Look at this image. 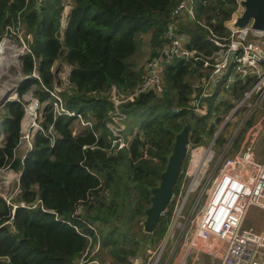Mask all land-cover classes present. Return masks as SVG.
<instances>
[{"label": "trees", "instance_id": "16d2710c", "mask_svg": "<svg viewBox=\"0 0 264 264\" xmlns=\"http://www.w3.org/2000/svg\"><path fill=\"white\" fill-rule=\"evenodd\" d=\"M177 1L70 0L62 28L65 0H0V38L22 32L28 49L19 60L24 78L15 90L19 101L8 100L1 107L0 170L20 176L16 197L10 202L0 197V264H78L86 252L85 264H106V256L114 264H131L129 258L163 239L174 203L167 205L153 233H144L151 189L158 186L175 137L186 124L191 125L192 144L212 136L207 117L184 109L192 85L209 71L195 62L174 60L164 69L161 95L144 92L121 104L128 119L126 148L112 147L106 124L114 110L112 88L128 95L143 78L126 61L142 46L143 35H149V59L158 54L168 41ZM237 5V0H194L195 20L178 17V33L186 36L189 49L210 55L216 47L207 40L208 31L224 37ZM56 62L70 70L68 86L58 94L62 107L92 124L76 136L74 118L53 119L51 92L60 85L53 71ZM32 87L38 110L46 104L43 132L35 135L29 152H22V98ZM208 104L215 114L232 107L230 100L213 107L212 98ZM50 126L56 136L52 146ZM179 183L180 177L173 194ZM96 244L99 251L91 255Z\"/></svg>", "mask_w": 264, "mask_h": 264}, {"label": "built area", "instance_id": "2783aa9c", "mask_svg": "<svg viewBox=\"0 0 264 264\" xmlns=\"http://www.w3.org/2000/svg\"><path fill=\"white\" fill-rule=\"evenodd\" d=\"M42 1L38 0V3ZM193 2L194 0L177 1L171 12L174 22L168 25L166 31L168 41L155 57L146 61L143 78L133 93L121 95L112 88L109 97L114 110L106 128L111 135L112 147L119 151L127 147V140L123 136L126 116L119 110L121 104L133 102L144 92L161 95L164 91V69L174 60L195 62L200 65V69L209 71L192 85L184 109L197 117L210 119L209 128H212L213 134L210 139L202 137V142L206 145L192 144L190 141L187 145L186 155L189 159L179 175L178 191L171 199L175 203L162 241L152 250L146 248L144 263L138 256L129 261L131 264H188V261L189 264H198L201 254H205L217 264H264V227L256 232L244 226L245 217L251 207L264 212V120L252 122L255 112L264 103V32L252 30L250 24L242 29L232 28L235 17L241 13L239 8L242 10L240 0H237L235 12L225 23V36L216 37L212 31H208L207 40L216 50L210 55H204L189 49L188 39L178 33L176 22L178 17L188 21L195 20ZM69 11L68 7V11L63 13L62 28L66 27ZM19 35L23 48L8 61L11 63L8 67L16 62L20 64V57L28 52L22 32H18L17 36ZM10 37L11 35L5 34L0 38V58L4 60L2 54ZM25 38L31 41L30 35ZM5 62L7 60L2 63ZM69 71L68 68L60 85L53 86V119L63 115L74 118L71 129L72 135L76 136L74 122H79L84 131L91 129L92 124L79 114L65 111L61 105L58 94L68 86ZM33 76L37 78L35 73ZM237 88H242V91ZM239 91L240 97L234 99ZM217 97H220L219 101L232 100V107L224 114L216 115L209 109L208 101ZM7 100L19 101L15 92ZM25 103L29 105L25 106L21 121L18 148L22 152H29L35 138L32 124L38 132L43 130L40 124L35 123L37 101L31 98ZM26 117L29 127L27 131H23L22 123ZM245 133L241 152L228 155ZM0 135L3 136L2 133ZM47 136L52 146L56 136L51 126ZM217 152L220 154L219 158L216 157ZM4 170L8 169L0 172ZM19 176L20 174L17 176L18 180ZM166 211L167 208L162 217ZM98 251L99 244H96L91 255ZM87 253L78 264H85Z\"/></svg>", "mask_w": 264, "mask_h": 264}, {"label": "rangeland", "instance_id": "374dc122", "mask_svg": "<svg viewBox=\"0 0 264 264\" xmlns=\"http://www.w3.org/2000/svg\"><path fill=\"white\" fill-rule=\"evenodd\" d=\"M69 2H70V0H65L64 12L68 11L67 6H68ZM239 9H240V11H242L241 8H239ZM10 35H11L10 41L8 42V44H6L7 46L4 48V52L2 54V57L5 58V60L3 59V61L7 60V65H5V63L1 64L2 65V73H0V94H1L0 100L4 96H5V98L10 99L13 96L15 90L17 89V85L23 79L20 68L18 67L19 62L18 63L16 62L15 65H11L12 67L11 66L8 67V65L11 64L9 62L13 59V57L15 55L18 54L19 50L23 48L22 45H20V43H21L20 35L19 36H15L13 34H10ZM148 39H149V35H143L142 36V41H143L142 46L140 48H137V51L135 52V54L126 61L127 64H133L134 69L136 71H140L141 73L143 72L146 61L149 59V52L150 51H149ZM59 66H60V70H61L60 73H62V74H57V72H58L57 70H58ZM53 71L55 72L54 74H55L57 80H59V82H61L62 81L61 78H63L66 75V73L68 71V67L59 64V62H56L55 65L53 66ZM33 90H34V87L29 89V91L23 96V98H22L23 102H27L31 98H33L32 97V93L34 92ZM218 103H219V101L216 100L215 106H217ZM2 104H3V101L2 102L0 101V123H1V115H2V109H1ZM28 105L29 104H27L26 106H28ZM44 106H45V104L41 107V109L36 111V121H35L36 125H39L42 121V118L44 115V111H43ZM263 115H264V103H262L260 105V107L257 109V111L255 112L252 122L264 120V118H262ZM212 116H214V115H212ZM127 122H128V119L125 120V122H124L125 126L127 125ZM32 125L34 126L33 132L36 135V133L38 132V129L36 128V126L34 124H32ZM73 125H74L73 129H77V131L82 129L79 122H77V123L74 122ZM209 125H210V123H209ZM262 125L264 128V121H263ZM0 134H1V130H0ZM212 134H213V132H212ZM245 136H246V133L244 134L243 138L240 139L239 144H236L234 146V148L232 149V152L229 153L228 155H234L236 153L241 152V145L245 139ZM207 137H208V139L211 138V136H209V135ZM0 139L2 140L3 136L1 137V135H0ZM1 140H0V144L2 142ZM201 145H206V144L204 142H202ZM257 150H259V149H257ZM219 152H220V150H219ZM219 152H217V155H216L217 158L220 157ZM186 157H185V160H186V162H188L189 156L186 155ZM17 176H18V174H15V172L10 170V169L0 172V197L4 198L6 201L10 202L16 197V191H17V185H18ZM173 203H175V200L173 201ZM244 226H245V228H250L256 232L261 231L264 227V212L259 210L256 207H251L250 210L248 211L246 217H245ZM156 246H158V245H156ZM156 246H153L150 249L152 250ZM103 256L104 255H102V257ZM139 258H141V260L144 263L145 262V252L143 254H141L139 256ZM104 260H105L106 264H114L113 261L108 256L104 257ZM129 260H130V258H129ZM189 263H190V261H188V264ZM198 264H217V263L212 262L211 259L207 255L201 254L199 261H198Z\"/></svg>", "mask_w": 264, "mask_h": 264}, {"label": "water", "instance_id": "95a60500", "mask_svg": "<svg viewBox=\"0 0 264 264\" xmlns=\"http://www.w3.org/2000/svg\"><path fill=\"white\" fill-rule=\"evenodd\" d=\"M240 5L242 11L235 17L231 25L232 28L242 29L250 24L252 30L264 32V0H240ZM0 101H3L4 104L8 100L4 96ZM190 132L191 125L186 124L182 131L176 135L172 152L164 171L160 175V182L157 187L151 189L150 206L145 211L146 218L143 223L144 233L146 234L153 233L167 205L171 202L173 188L179 178L182 163L186 157Z\"/></svg>", "mask_w": 264, "mask_h": 264}, {"label": "bare ground", "instance_id": "6f19581e", "mask_svg": "<svg viewBox=\"0 0 264 264\" xmlns=\"http://www.w3.org/2000/svg\"><path fill=\"white\" fill-rule=\"evenodd\" d=\"M12 47V46H11ZM2 48H0V52H1ZM1 54V53H0ZM12 58V57H11ZM1 59V63L4 62L2 58ZM1 63H0V73H1V70H2V67H1ZM5 65H7V62H5ZM12 67V66H11ZM5 74V73H4ZM7 76V75H6ZM68 90V89H67ZM50 92V91H49ZM62 94V93H61ZM29 116V115H27ZM29 127V121H28V117H26L24 120H23V123H22V129L23 131H27ZM36 137V136H35ZM8 180V179H7ZM9 181V180H8ZM8 183V182H7Z\"/></svg>", "mask_w": 264, "mask_h": 264}, {"label": "crops", "instance_id": "0c3cea01", "mask_svg": "<svg viewBox=\"0 0 264 264\" xmlns=\"http://www.w3.org/2000/svg\"><path fill=\"white\" fill-rule=\"evenodd\" d=\"M57 71H58L57 74H60V66L58 67V70H57ZM219 98H220V97L213 98V107H216V106H215V101H216V100L219 101ZM219 102H220V101H219ZM230 103H232V100L230 101ZM214 114H215V113H214ZM223 114H224V113H223ZM216 115H220V114H216ZM210 121H211V120L208 119V122H209V123H210Z\"/></svg>", "mask_w": 264, "mask_h": 264}]
</instances>
